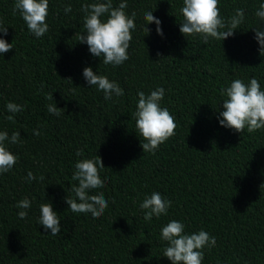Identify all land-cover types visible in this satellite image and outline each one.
I'll use <instances>...</instances> for the list:
<instances>
[{"label": "trees", "instance_id": "16d2710c", "mask_svg": "<svg viewBox=\"0 0 264 264\" xmlns=\"http://www.w3.org/2000/svg\"><path fill=\"white\" fill-rule=\"evenodd\" d=\"M97 2L105 0H49V30L37 38L19 12L13 15L15 0H0L3 38L13 43L0 54V132L21 136L16 144L4 142L18 160L0 174V264H171L163 256L168 245L161 229L172 220L184 224V234L204 230L215 237L214 247L202 249V264H264V129L238 133L219 123L222 88L255 77L264 90V56L253 30H264L255 15L264 0H219L222 18L243 9L244 21L233 36L207 44L199 35L181 34L183 0H126L136 27L129 59L119 66L103 64V56L79 43L86 35L82 6ZM121 2L112 0L113 7ZM68 5L72 10L65 13ZM147 11L162 22V37L154 23L146 25ZM86 67L116 82L124 95L105 100L84 79ZM157 88L164 89L160 106L175 117V135L143 153L137 94ZM50 93L53 101L46 98ZM9 102L23 111L8 112ZM52 103L59 116L48 112ZM97 155L104 187L89 195L102 192L108 207L93 218L71 212L65 198H75L77 161ZM29 171L35 180H27ZM153 192L171 207L145 221L140 204ZM24 198L31 207L18 209ZM46 202L60 219L56 236L39 223ZM22 210L25 219L18 216Z\"/></svg>", "mask_w": 264, "mask_h": 264}, {"label": "clouds", "instance_id": "9594fccd", "mask_svg": "<svg viewBox=\"0 0 264 264\" xmlns=\"http://www.w3.org/2000/svg\"><path fill=\"white\" fill-rule=\"evenodd\" d=\"M49 0H15L13 15L20 13L22 19L27 25L30 33L35 37H43L49 30L46 23L48 16ZM126 0H122L118 7L114 8L112 0L85 4L82 11L86 14L84 17V28L86 35L79 36V43H86L90 53L95 57L103 56V64L119 66L129 59L128 49L132 39L131 32L135 29L136 13L131 14V18L126 14ZM71 6L65 7V13L70 12ZM183 16V23L180 24V32L185 37L199 35L207 44L209 38L223 41L234 35V32L244 21V10L236 9L235 14L225 20L221 17L219 0H183V6L180 8ZM108 15L106 21L101 17ZM255 15L264 21V3L259 5ZM146 25L154 23L156 32L161 37L163 31L161 21L154 17L152 11L144 13ZM255 38L260 46V54L264 56V30L260 28L253 29ZM148 34L149 29L145 27ZM0 54L7 53L13 49V43L9 44L3 36L7 35V28L0 22ZM83 77L89 86H96L98 90L103 91L105 100L112 99V96L121 97L124 95L123 89L107 76L97 75L91 67L83 70ZM71 81V80H69ZM138 104L134 113L136 121V132L143 138L141 143L143 153H154L161 144L175 135L176 123L175 117L171 115L168 108H162L160 101L164 98V89L157 88L151 91L149 95L144 92H138ZM221 96L226 97L223 100V111L220 112L219 123L221 127L233 129L235 132L242 133L245 128L249 133L264 129V90L258 80L253 77L249 84H245L241 79L231 82L227 88L221 89ZM47 99L52 100V93L47 94ZM10 113H19L23 111V106L9 102L6 105ZM49 113L60 115L61 109H58L54 103L47 106ZM8 120H14V116H8ZM39 135V132H34ZM21 136L19 132H13L11 137L8 133L0 132V174L7 173L17 163L18 157L12 154L5 146V141L11 144L19 142ZM82 156L83 152H77ZM104 168L101 158L97 155L94 159H83L75 164V172L72 180L78 181V185H72L70 191L75 194V198L67 196L65 202L73 213H90L93 218L101 217L108 207V201L101 192L96 195H89V190L100 189L104 183L100 178L99 169ZM36 177L31 171L27 174V180H35ZM41 181L44 180L40 176ZM18 209H29L31 201L24 198L16 205ZM171 207V201L166 200L159 192H153L150 196H145L140 208L145 211V221H151L153 216L159 218L161 215H167ZM39 223L45 231L50 230L51 235L56 236L60 233V219L53 211L51 203H42L40 205ZM27 211H19L20 219L27 217ZM185 226L176 220L170 221L161 229V237L167 242V247L163 250V256L171 264H202L204 253L202 249L206 246L214 247L215 237H212L204 230L198 233L184 234Z\"/></svg>", "mask_w": 264, "mask_h": 264}]
</instances>
